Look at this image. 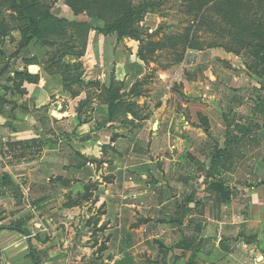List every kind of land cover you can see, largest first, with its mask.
<instances>
[{
  "label": "rangeland",
  "instance_id": "1",
  "mask_svg": "<svg viewBox=\"0 0 264 264\" xmlns=\"http://www.w3.org/2000/svg\"><path fill=\"white\" fill-rule=\"evenodd\" d=\"M17 1L0 0V30L6 33L0 31V112L10 119V126L0 127V177L8 173L21 194L0 189V226L24 227L33 210L35 220L52 227H90L92 239L78 252L81 264H108L107 257L123 251L119 230L111 232L107 245L110 236L97 233L102 227L142 226L146 230L140 237L128 235L140 243L121 257L129 255L137 264H179L168 259L175 241L171 230L160 234L156 227H218L215 221L246 227L250 220L263 221L264 0H20L34 16L49 13L60 21L50 22L40 40L32 39L18 53L25 34ZM130 8L136 10L125 27L138 40L101 36L105 21L131 13ZM119 56L134 66L125 85L112 76ZM100 64L107 66L105 73ZM136 65L141 69L136 71ZM59 69L65 86L58 93L75 98L72 108L82 113L58 123L64 136L52 132L53 123L28 106L20 89L25 91L23 82L32 85L16 76L47 72L62 80ZM109 91L122 94L128 110L148 121H122L130 128L121 132L128 139L120 150L91 144L90 154H82L80 148L90 145L89 134L71 131L91 116L94 103L106 104ZM63 104L68 106L66 99ZM27 123L29 141L14 146L10 133L15 126L14 131L26 130ZM237 123H249L251 129L227 147L225 139L236 135ZM218 151L224 152L223 166L215 168L229 191L219 205L205 189L210 160ZM76 177L83 183L74 192L70 188L77 184L70 182ZM126 201L142 211L132 212ZM186 201L196 215L188 219V211L187 224L179 226L178 206ZM63 206L81 212L61 215ZM190 260L187 264H196L195 255Z\"/></svg>",
  "mask_w": 264,
  "mask_h": 264
},
{
  "label": "crops",
  "instance_id": "2",
  "mask_svg": "<svg viewBox=\"0 0 264 264\" xmlns=\"http://www.w3.org/2000/svg\"><path fill=\"white\" fill-rule=\"evenodd\" d=\"M109 35L113 34H102L101 36L107 37ZM115 37L116 41L118 42V38L116 35ZM31 41L32 40H30L29 42ZM135 55L137 59L140 60L138 55ZM99 66H103L102 71L105 73L107 66L103 64H100ZM113 67H115V72H112V76H114L121 82L125 81L123 83V85H125L130 76L129 69L134 66L129 63V60H127L126 56H119L115 60V63H112V69ZM136 68V71H138L141 69V66L136 65ZM46 73L47 72H44V75L43 73H39V79L41 78V82L39 83L38 80L36 82L29 83L30 85H32V87H28L27 85H25L26 83L23 82V87L26 86L25 91L23 92V94L25 95L24 100L26 101L28 106H31V109L35 108L37 110H40V118L43 121L47 122L48 120H50L51 123H53L52 132L62 134L61 129L58 128V123L62 120V118L67 117L68 120H73L75 116L76 118H78V116H80L82 113H79V111L73 110L72 108V102H74L75 98H70L67 96L65 97L64 95L58 93L59 90L64 91L65 86L64 81L61 80V77L58 74L54 75ZM137 76H139V73L137 74ZM54 82L57 83L56 88H54ZM56 92L57 95L55 96V98H50L51 95ZM65 99L68 102V106L63 104ZM105 102V105H103L100 101L94 103L95 107L90 113L91 116L86 119V122L82 123L81 121H79L76 125L77 128L73 127L74 129H72L71 131L72 133L79 132L80 134H83V136L80 137L87 136L85 134L86 132L87 134H89L87 143H90V145H86V147L82 149L80 148V152L82 154H90L89 152L91 144L92 146L94 145V147L99 146V149H101V146H107L109 151L116 152L120 150L118 146L122 144L121 142H123V140L125 139H128L127 133H121L123 130L130 128V125L128 123L122 122L124 119H133L136 122L148 121L147 117L136 116L135 114H132L127 109H125L122 105L115 106V110L113 109L112 111L110 108L112 100H106ZM123 102H125L123 95L120 96V98L115 99L114 101V103L120 104H123ZM97 104L101 106V109H99V107L97 108ZM115 111H118L119 116L117 112L115 113ZM26 117L27 119H30L32 118V114L28 113ZM118 117H120V119H117ZM0 118H3V120L0 119V127H2L3 125L10 126V119L8 118V116H5L0 112ZM6 121H9V124H7ZM27 124L28 126L26 130L24 129L22 130V132L14 131L15 128L17 130L18 128L16 126L14 127L13 125L14 130H12V133L10 134H12L11 139H15L14 143L23 140L29 141V139L27 138H30L29 136H31L32 130L29 126V123ZM81 124H84V127H81ZM43 128V126L40 127L39 131H42ZM63 131H65V129H63ZM235 132L237 135V130H235ZM23 134L30 135L20 137V135ZM62 136H64V134H62ZM152 139L153 137H149V139L147 140L152 141ZM153 146V144H150V149L154 151ZM100 153L102 152L100 151ZM144 162H146L147 164L150 162V160H146ZM88 164L87 167L85 165V168H87V170H90ZM77 167H81V165ZM79 170H81V168H79L78 171ZM98 174H102L101 169ZM89 178H91V176H89ZM63 179H65V177H63L62 180ZM96 179H99V177L97 176ZM139 182L140 180L136 183L138 184ZM29 183L31 184L32 181H30ZM72 183H76L77 186H72L70 190H76L74 192H77V187L78 185H81V183H83V180L81 177H76L75 180L70 182V184ZM110 185L113 186V184L111 183ZM140 196H142L141 193ZM145 198L146 197H144V199ZM219 203L216 202V204L218 205ZM124 205L131 206L130 208H132V212L135 211V209L139 212L142 211V206L134 202L126 201ZM186 207L189 212L192 211L191 214L188 213V219L196 215L195 213H193V206L188 204L186 205ZM178 208L181 210L180 205L178 206ZM59 211L61 215H65L68 213H72L73 215H75L80 214L81 208H65L63 206ZM128 211L131 210L129 208H123L124 213H127ZM32 214H34L33 210ZM32 214L25 217V226L19 227L23 228L24 232H20L10 227H0V248L4 250L6 264H34V259H36L39 264H81V256L78 254V252L80 251L81 246H86L85 244H89V241L92 239V229H90V227H52V225H47L44 220H35V217H33ZM186 215L187 214H185V216ZM199 216H201V214ZM262 219L263 221H261L260 219L250 220L246 222V227L234 226L235 221L229 223L232 225V227L227 226V223L224 221H215V223L218 224V227H188V225L187 227L156 228L161 231L160 234L171 230L169 233V237H173L175 241H173L171 247L169 246L168 259L171 256L172 260L175 261V263L178 261L177 263L179 264H187L190 262L189 256L191 258L193 255H195L196 264H264V213L262 215ZM39 224L41 225V227H37ZM185 224L187 223H183L182 219L181 226H185ZM114 230H119L118 232L120 234H117V237L123 251L120 252V255L112 256V258L107 257L105 259V262H107L108 264H114L116 261L122 259L123 257L121 256L124 252L129 251L130 248H134L140 243L137 242L136 244H134L133 241H130L128 238L129 232H131L132 235H136V238H138L142 235V232H144L146 228L142 226L130 227V225L126 227H114V229L112 227H102L97 231V233L101 236H110L111 232H113ZM157 236L160 235H156L155 237ZM182 237H189L193 240L189 248L182 249L176 246L177 243H180ZM111 239L112 238L110 236V240L106 242L107 245H109ZM160 240L164 239L162 238ZM160 249H163V247H158L159 251ZM133 260L135 263H137L135 259Z\"/></svg>",
  "mask_w": 264,
  "mask_h": 264
},
{
  "label": "trees",
  "instance_id": "3",
  "mask_svg": "<svg viewBox=\"0 0 264 264\" xmlns=\"http://www.w3.org/2000/svg\"><path fill=\"white\" fill-rule=\"evenodd\" d=\"M16 5L19 9V13H20V17L22 18V20H24V38L23 41H21L19 43V46L17 48V53L21 50L22 47H25L27 45V43L32 40V39H36V40H40L44 34L43 32H45V28L49 25L50 22L52 21H60L58 19H56L53 15L49 14V13H44V14H39L37 16H34L30 11V8L28 5L22 3L20 0H18L16 2ZM145 4L143 5H139V7H144ZM136 9H132L130 8L131 13H126V15L122 16V17H118L115 20H111V21H105L104 23V29H101V32H104V34H109V33H115L117 35L118 40H121L123 37H129V38H133L138 40V38L135 36V33L131 30V29H126L125 25H126V21L128 16L131 17V14L135 13ZM130 19V18H129ZM2 32V35L6 34L3 28H1L0 30ZM1 35V36H2ZM1 53V52H0ZM263 53V51H262ZM140 57V55H138ZM34 58V57H33ZM52 59H50L51 61ZM58 60H60V58H58ZM57 60V61H58ZM60 62V61H59ZM64 67H69L71 65L69 64H64ZM47 69V67H46ZM262 73H264V66L262 69ZM57 73H59L60 75H62V80L65 82V79L63 77L64 71L62 69H59L58 71H56ZM261 73V74H262ZM17 77H21V80L26 81L28 83H32V82H36L39 79V73L36 74H30L29 72L25 71V72H19L16 74ZM20 92L23 93V89H20ZM122 96V95H121ZM120 98L119 96L114 95V93L112 91H109L108 93V98L107 101L112 100V103L110 104V108L113 111V109L115 110V106H124L125 109L128 110V108L130 107L129 103H125L123 102V104L121 103H114L115 99ZM126 106V107H125ZM129 112H131L130 110H128ZM132 114H134L133 112H131ZM7 124H9V121L7 122ZM233 129L237 130L238 134L237 135H232V134H228L227 138L225 139V144L227 145V147L230 145L231 141L234 140H239L242 138V136L246 135L249 133L250 129H251V125L248 124H243V123H237L233 125ZM23 144V141L20 142H15L13 143V145H17V144ZM10 145V144H9ZM12 145V144H11ZM224 152H216V154L214 155V157L211 158L210 160V165L207 171V175L206 177L208 178V181L206 183V191L209 194V196L211 198L214 199L215 202L219 203L222 200H225L229 197V191L227 189V187H225L224 182L222 179H220L219 175L217 174L218 170L215 167H219V166H223V154ZM216 169V170H215ZM0 189H12V193L14 195L17 194H21V190L20 187L15 185V183L12 181L11 176L8 173H3L2 177H0ZM2 192V191H1ZM4 194V193H2ZM192 195L188 196L187 199L191 200ZM186 199V200H187ZM188 202H184L182 205H180L182 213H178V217L175 218V221L178 223V225H182V219L185 216V214L188 212L186 204ZM3 227V226H0ZM5 227H10L13 229H16L20 232H24L23 228H19V225H8ZM193 240L191 238H185L182 237V239L180 240V243H177L176 246L178 248H189L190 245L192 244ZM191 259V258H190ZM191 261V260H190ZM34 264H39L38 261L36 259H34ZM114 264H137L135 263L132 258L129 255L124 256L122 259L116 261Z\"/></svg>",
  "mask_w": 264,
  "mask_h": 264
},
{
  "label": "built area",
  "instance_id": "4",
  "mask_svg": "<svg viewBox=\"0 0 264 264\" xmlns=\"http://www.w3.org/2000/svg\"><path fill=\"white\" fill-rule=\"evenodd\" d=\"M0 264H6L4 250L2 248H0Z\"/></svg>",
  "mask_w": 264,
  "mask_h": 264
}]
</instances>
